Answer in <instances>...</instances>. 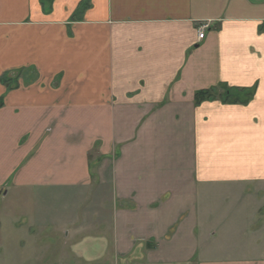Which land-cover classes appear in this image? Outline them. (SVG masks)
Masks as SVG:
<instances>
[{
    "label": "crops",
    "instance_id": "1",
    "mask_svg": "<svg viewBox=\"0 0 264 264\" xmlns=\"http://www.w3.org/2000/svg\"><path fill=\"white\" fill-rule=\"evenodd\" d=\"M59 190L91 202L51 224L75 255L52 264H264V0H0L21 264L44 261Z\"/></svg>",
    "mask_w": 264,
    "mask_h": 264
},
{
    "label": "rangeland",
    "instance_id": "2",
    "mask_svg": "<svg viewBox=\"0 0 264 264\" xmlns=\"http://www.w3.org/2000/svg\"><path fill=\"white\" fill-rule=\"evenodd\" d=\"M11 76V80H13L11 84H14L16 79L18 81V72L11 74ZM47 193L48 190L43 191L45 196H48ZM89 197L90 196L88 195L78 196L73 193L72 190H59L58 194L54 196V200L51 201V204H46L47 206L45 207H47L49 211L44 213L46 221L41 239L43 241L41 248H43V255L46 257L44 261L42 260L39 264H52L51 262L55 260L57 261L55 258H58L60 252L63 251L67 254L70 260H73V256L75 255L69 252V250L64 249L65 246L62 239L63 236H57V233L54 232V226H51V224L57 223L58 225L60 224L61 227L64 223H66V219H68L70 215L71 217L74 215L73 213L76 208L79 210V213L83 212V210L91 202L89 201ZM19 201V196H14L12 193L9 197H7V201H5L6 205L0 206V221L2 223L0 226V244L5 245V248H0V264H21L24 260V253L22 252L23 247H21V235L23 233L21 224L24 225L25 219L22 214V207L26 206L20 204ZM51 208H53L52 211ZM35 255L42 256V254L39 255V253H32L33 257L31 258V262L34 261ZM52 258H54V260ZM124 264H130V262H125Z\"/></svg>",
    "mask_w": 264,
    "mask_h": 264
},
{
    "label": "trees",
    "instance_id": "3",
    "mask_svg": "<svg viewBox=\"0 0 264 264\" xmlns=\"http://www.w3.org/2000/svg\"><path fill=\"white\" fill-rule=\"evenodd\" d=\"M16 72H18L19 76H20V74L26 73L24 70H19ZM26 78H27V80H33L32 79L33 77H31V78L26 77ZM11 79H12V76L10 73H5L1 76V81L7 85L8 89H12L16 86H19V81H17V79L14 81V84H11L13 82V80H11ZM225 89H226L225 90V96L228 100L232 97V95H231L232 90L227 86ZM214 95H215L214 88L201 90V91L196 93V102L198 103V102H201L202 100L209 99V98L213 97Z\"/></svg>",
    "mask_w": 264,
    "mask_h": 264
},
{
    "label": "built area",
    "instance_id": "4",
    "mask_svg": "<svg viewBox=\"0 0 264 264\" xmlns=\"http://www.w3.org/2000/svg\"><path fill=\"white\" fill-rule=\"evenodd\" d=\"M209 26H210V24L207 21L201 23V25L199 27V32H198V38L199 39H203L204 38L205 32L209 28Z\"/></svg>",
    "mask_w": 264,
    "mask_h": 264
}]
</instances>
